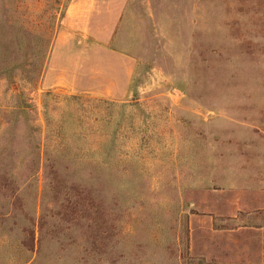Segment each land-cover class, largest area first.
<instances>
[{"label":"rangeland","instance_id":"rangeland-1","mask_svg":"<svg viewBox=\"0 0 264 264\" xmlns=\"http://www.w3.org/2000/svg\"><path fill=\"white\" fill-rule=\"evenodd\" d=\"M256 181L264 0H0V264H204L203 211Z\"/></svg>","mask_w":264,"mask_h":264},{"label":"crops","instance_id":"crops-1","mask_svg":"<svg viewBox=\"0 0 264 264\" xmlns=\"http://www.w3.org/2000/svg\"><path fill=\"white\" fill-rule=\"evenodd\" d=\"M70 7L67 9L68 13ZM85 54L87 62L91 61V52L83 53ZM121 58V64L111 71V76L121 78V83L117 87L106 86L107 89L97 90L117 99L126 96L130 91L129 84L134 69V63L129 57ZM97 76L93 69L85 67L81 74L76 75L82 84L78 90L95 93L91 85L95 83ZM209 206V210L203 211L209 214L205 215L208 217L205 226L207 235L202 236L198 252H194L198 248L192 247L193 254L203 257L204 264H264L263 182L256 181L246 189L240 188L238 192L228 190L222 198Z\"/></svg>","mask_w":264,"mask_h":264}]
</instances>
